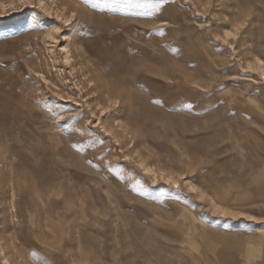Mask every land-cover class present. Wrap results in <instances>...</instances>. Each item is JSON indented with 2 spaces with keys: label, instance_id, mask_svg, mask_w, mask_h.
<instances>
[{
  "label": "rangeland",
  "instance_id": "1",
  "mask_svg": "<svg viewBox=\"0 0 264 264\" xmlns=\"http://www.w3.org/2000/svg\"><path fill=\"white\" fill-rule=\"evenodd\" d=\"M0 264H264V0H0Z\"/></svg>",
  "mask_w": 264,
  "mask_h": 264
},
{
  "label": "snow or ice",
  "instance_id": "2",
  "mask_svg": "<svg viewBox=\"0 0 264 264\" xmlns=\"http://www.w3.org/2000/svg\"><path fill=\"white\" fill-rule=\"evenodd\" d=\"M21 2L23 3L24 0H21ZM237 30H238V29H237ZM59 31H60L59 28H57V29H56V33L59 34ZM193 191H195V189H193ZM248 219H252V217H248Z\"/></svg>",
  "mask_w": 264,
  "mask_h": 264
}]
</instances>
